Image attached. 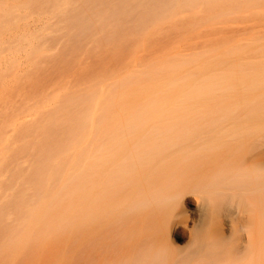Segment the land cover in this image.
<instances>
[{"label":"bare ground","instance_id":"1","mask_svg":"<svg viewBox=\"0 0 264 264\" xmlns=\"http://www.w3.org/2000/svg\"><path fill=\"white\" fill-rule=\"evenodd\" d=\"M240 13L264 17V0H0V63L9 61L0 87L19 53L34 65L22 76L35 80L38 66L53 63L65 84L74 67L85 79L66 89L60 80L53 96L48 83L46 95L37 88L40 98L0 117L1 258L75 240L78 264L87 254L88 264H264V32L122 74L92 76L83 62L105 64L101 54L120 47L132 55V45L187 16L194 23L176 27ZM32 14L45 18L37 30L25 27ZM5 87L1 105L13 101ZM188 191L202 210L189 225ZM235 201L249 215L247 243H235V227L229 236L217 229L219 212L234 213ZM180 226L189 229L183 247L174 241Z\"/></svg>","mask_w":264,"mask_h":264},{"label":"rangeland","instance_id":"2","mask_svg":"<svg viewBox=\"0 0 264 264\" xmlns=\"http://www.w3.org/2000/svg\"><path fill=\"white\" fill-rule=\"evenodd\" d=\"M248 13H240L238 16H236L234 19H232L231 17H221V19H217V20H209L207 21L206 23L204 24H201L200 26L198 27H195V28H192L190 30L186 29V30H182L181 28L179 29L178 27H182L184 29V26H186L185 28H187V25H192V23H194L195 21V18L193 17H189L187 16V18L185 17V19L183 18L182 21L180 22H177L179 23V25H169V24H166L162 27L161 31H159V33L156 35H154L153 38L151 37H148L146 39V42H144V45H132L129 49H133L134 50V53H132V55L128 54V49H126L125 47H120L119 49H117V53L116 54H112L110 53V55L108 56V53H102L101 55L105 56V58H103L102 62L105 64H100L98 61V63L96 62V60H94L92 58V56L90 57V59H87L88 57L86 58H83V56H88V55H84V53L82 55H80V57L83 58V62L85 60L88 61L89 60V67H91V72L89 71V73L92 74V76L96 73H103L105 72L108 76L111 75V74H114L115 72H117L118 74H122L124 73L127 69H131L134 67V65H136L135 63L137 64H140V63H144V62H149L157 57H161L163 55H168L170 53H173L175 51H180V52H183V53H187V52H193V51H199V50H202V49H206L208 47H210L211 45H217L219 44L223 39H238V38H242V37H248L249 35L251 34H260V33H263L264 32V17H261V16H258L257 18H252L250 16H247ZM227 18V19H226ZM187 20V21H186ZM191 20H193L192 22H190ZM223 20V21H221ZM225 20V21H224ZM26 22H24L26 25L25 27L28 29L29 27V30H37L39 26L43 25L44 22H45V18L44 17H41L37 14H32L30 15L26 20ZM185 22V25L184 23H181V22ZM28 23V24H27ZM176 23V24H177ZM180 23L183 24L180 26ZM175 26V27H174ZM178 26V27H176ZM58 46L60 47L61 45H59V42L53 46V51H55L56 49L58 50ZM7 53V51H6ZM23 52H21L22 54ZM19 58H18V61L17 63L14 65V69L15 71L12 69V72L11 75H8L6 77V79L8 78V80H6L8 83V81L12 84L13 82V79L14 78V83L16 81L18 82H23L24 84L26 83V85L24 86V88L19 89L17 88L18 90H16V87L14 86H19L21 85L22 86V82L18 84H9L7 85L6 83H4L3 85H1L3 89V93H1L0 95L4 97V90H6V87L5 86H13V88H15V90H13V88L11 87L12 90H10V87L9 90H10V93H9V90L8 92L5 91V93H9V95H7V99L10 98L9 96H11L12 94H18L17 98H15L13 95L11 96V98L13 99V101H10V103H5V104H0L1 106L0 107H3L4 105L6 106L7 104V109L6 107H4V112L1 110L0 111V117L1 119L4 118V121L9 118L8 115L10 113V108L12 106H15V107H22L23 106V98H28V97H34L35 96H39V92L42 90V92H40V94L42 95H46V92H43L44 89H41V88H44L46 87V84H50L52 85L51 87L49 86L48 90L45 89V91L49 92V95L47 93V95L49 96H53V93L54 91H57L58 89H60V80L63 82L64 80L62 79V76H60V74L58 73V70L55 66V68H53L52 66H49V65H53L52 64H48L46 65L47 62H52V60H49L45 63L46 66H48L47 68H53V70L50 69V71L43 65L42 61L45 60V59H49V58H43L38 64L40 65L42 63L43 67L42 70H44L43 68L45 67L46 70V74L44 71L42 72L41 68L39 69V66H38V70L40 71V73H43V74H40L39 75V72H37V67H35V70L36 72H34V69H32V71L34 73H36L38 76H41V75H45L47 77H45L46 82L45 80L43 79L44 77L41 76V80L44 82H41V80L39 79V77L36 75L35 77V80H34V76L31 78V77H25V76H22L24 74H26L27 72L31 73V71H29V68L28 67H31V68H34L32 66H34L32 63H29L30 61L28 59H26V57L24 56V53L22 55H20V53L18 54ZM26 60H24V57ZM23 58V59H22ZM7 60V59H6ZM20 60V61H19ZM93 60V62H92ZM7 62V64H6ZM5 62V59L0 63V68L5 67V65H9V61L7 60ZM22 62V63H21ZM45 62V61H44ZM91 62V63H90ZM4 63V64H3ZM29 63V64H28ZM88 63V62H86ZM85 63V64H86ZM94 63V66L95 63H97V65L99 66H102L103 67L105 66V68H101L100 66H96L94 67L92 70V67L91 66L92 64ZM91 64V65H90ZM30 65V66H29ZM88 67V65H87ZM88 67V68H89ZM25 68V69H24ZM87 68V69H88ZM90 69V68H89ZM88 69V70H89ZM26 71V73L24 71ZM57 70V71H56ZM87 70V72H88ZM53 71V72H52ZM56 71V72H55ZM74 71L78 74L76 75V78L75 80L71 79V81L68 79V82L69 84L74 82V84H77V81H79L80 83L79 84H83V82H85L84 80H80L81 79V71L79 69H77L76 67H74ZM21 72H24L23 74ZM114 72V73H112ZM17 73V75L15 74ZM19 73H21L22 75H20ZM55 73V74H54ZM116 74V73H115ZM14 77H13V76ZM29 74L27 73L26 76H28ZM54 75V76H53ZM58 75V76H57ZM89 75L88 73L85 75V78L86 76ZM24 77L23 79L21 77ZM56 76V77H55ZM89 75V77L87 76L88 79H90V77H92ZM16 77H20V78H17L15 79ZM38 77V78H37ZM59 77V78H57ZM12 79V80H9V79ZM31 82H28L29 80ZM80 78V79H79ZM86 78V79H87ZM18 79H22L21 81H19ZM36 79L40 80V81H36ZM51 79V80H50ZM83 79V78H82ZM28 80V81H27ZM49 80V82H48ZM27 81V82H26ZM87 81V80H86ZM16 82V83H18ZM34 82H37V84L35 83L34 85ZM43 83L41 84L43 87H41V85L38 83ZM61 82V83H62ZM53 83V84H51ZM60 84V86L56 85V84ZM67 82L64 81L63 84V87L64 89H66L68 86H70L69 84H65ZM23 84V85H24ZM33 84L32 87H30L31 85ZM48 84V85H49ZM64 84L67 86H64ZM72 84L73 86H70L72 88H75V85ZM30 85V86H28ZM37 85V86H36ZM47 85V87H48ZM59 88H57V87ZM0 87V90L2 91V88ZM23 87V86H22ZM63 87L61 86V88L63 89ZM66 87V88H65ZM26 88V90H25ZM28 88V90H27ZM33 88V89H32ZM40 90L38 91L37 90ZM54 88L57 90H54ZM69 88V87H68ZM50 89V90H49ZM21 90V92H20ZM31 90V91H30ZM36 90V92H35ZM15 91V92H12ZM53 91V93H51ZM60 91V92H58ZM57 93H55V95L57 94H60L62 92V90H58ZM64 91V90H63ZM20 92V93H19ZM32 92V93H31ZM25 93V95H24ZM4 94V95H3ZM11 94V95H10ZM21 94V95H20ZM37 94V95H35ZM24 95V96H22ZM35 95V96H34ZM40 95V96H42ZM0 96V99L2 98ZM37 96V97H38ZM39 96V98H40ZM21 97V99H19ZM36 97V98H37ZM6 98V96H5ZM11 98L9 100H11ZM4 99V98H3ZM6 99V101H7ZM5 100V99H4ZM3 100V102H5ZM2 101V100H1ZM0 101V102H1ZM15 101V102H14ZM18 101V102H16ZM20 101V102H19ZM13 102V104H12ZM10 104V105H9ZM0 109H3V108H0ZM7 111V112H6ZM4 113V114H3ZM0 119V125H2L4 123V121L2 120L1 121ZM19 121V120H18ZM237 200V199H236ZM183 202L184 204V208L187 210V214H188V225L191 223V222H197L200 217H201V214H202V210H201V206H200V202H199V196L192 192V191H188L185 193L184 197H183ZM224 207V205H223ZM241 208L242 206L237 204L236 201L234 204H232L230 206V209L233 210L234 213H232L231 215L228 214L227 212H225L223 210V208L221 209V211L219 212V215H218V218H217V229H219L218 231H224L227 236H229L230 234V228L232 227H235V237H236V240H235V243H238V242H241V243H247L248 241V233L246 232V230H244V228L242 227L243 224H245L247 222V219L249 218V215L248 213H244L241 211ZM233 217V218H232ZM235 217V218H234ZM231 223V224H230ZM243 233V235H242ZM246 237V238H245ZM174 241L176 244H178V246L180 247H183V246H186L188 243H189V229L188 227H185V226H180L177 231H176V237L174 238ZM90 258V254H87L86 255V258L84 260V264H88L89 263V259ZM0 264H78L76 262V241L74 240L73 242L71 243H68L66 241H62V242H55V243H52L46 250H43V251H40V250H27V251H23L18 258H16L15 260H13L12 262H9V261H6L5 259L1 258L0 257Z\"/></svg>","mask_w":264,"mask_h":264}]
</instances>
